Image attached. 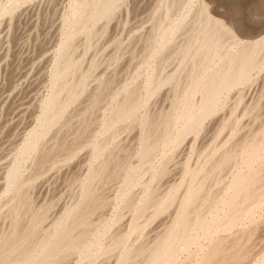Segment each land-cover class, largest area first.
<instances>
[{
    "label": "bare ground",
    "instance_id": "obj_1",
    "mask_svg": "<svg viewBox=\"0 0 264 264\" xmlns=\"http://www.w3.org/2000/svg\"><path fill=\"white\" fill-rule=\"evenodd\" d=\"M164 1L160 40L140 56L166 54L143 97L123 74L100 83L122 48L106 36L124 0H0V76L13 71L0 86V264H264V1L248 41L209 14L167 24ZM181 31L192 40L180 46ZM72 160L64 198L35 203V185Z\"/></svg>",
    "mask_w": 264,
    "mask_h": 264
},
{
    "label": "rangeland",
    "instance_id": "obj_2",
    "mask_svg": "<svg viewBox=\"0 0 264 264\" xmlns=\"http://www.w3.org/2000/svg\"><path fill=\"white\" fill-rule=\"evenodd\" d=\"M38 1L41 2V3L43 1V4L45 3V0H38ZM158 1H160V2H158ZM191 1L192 2L189 4V2H190L189 0H187V1L186 0L185 1L184 0H175V1L173 0L174 6H175V4H176V6L177 5L178 6L177 7L173 6V8H171V10H173L175 8V10L177 11V14H176L175 10L172 11V13L170 12V18L171 19H169V21H167L168 22L167 24H171V23L174 24V23H177L178 21H180V23H181L182 19H185V17L187 16V18H186L187 20L186 21L183 20V21H185L186 23H189V25H191V23H192L193 24V26L191 25L192 27H194V26L197 27L199 25L198 22H201L203 20V18H204L203 14H205V17L208 16V14H209V17H211V18H213L215 20H219L220 19L219 21L221 23H224V25H227V27L230 26L228 28L232 27V29L234 30V35L236 37L242 39V40L245 39L244 41L250 40V39H248L246 37H243L244 34H247L248 31L251 32V33H255V31L257 32V29H259L258 18H259V11H260V2H262L264 0H191ZM186 2H188V3L186 4ZM161 3L164 4L165 1L164 0H149V1L148 0H124L121 8L117 11V13L115 15V18H114L113 22L111 23V25H110V27L108 29V34L106 36V38H108L109 36L112 37L113 34L114 35H119L121 38L119 36H118V38H120V41L122 42V48L115 55L114 60H113L114 63H112V66L108 69L107 72L105 71V73L102 76L103 78L101 77V79H100V81H101L100 83L101 84H103V83L105 84L107 81L118 82L119 79L122 77V74H123V78L124 79L129 80V82L134 83L135 85L136 84L139 85L140 89L142 88L141 91L143 93L141 92L142 93L141 95H143V97H145V91L144 90H146V87H145V83H143V82H144V79L146 78L145 75H146L147 70H148L147 69L148 65H150V63L157 62V60H159L162 57V55L164 56V54H166L165 53L166 51H164V52L159 53L156 56L157 58L156 57H154V59L149 58V60L144 58V61L142 59L143 56H140V55H143L141 53L143 51V48H144L143 45L149 44V45H156L157 46L156 43L159 42V40H160V36L158 35L157 32H155V29H154L153 26H154L155 22L159 18H162V16H164L165 13H168V12H165V11H167L165 5L163 6ZM161 5H162V9L159 7ZM163 9H165L164 15H162L163 14ZM154 10L156 12H153ZM171 10H169V11H171ZM204 10H207V11L204 12ZM127 11H128V13H127ZM194 14H196V15H194ZM18 15L19 14L16 13L14 15V17H12L14 20L11 19L12 20L11 21V25H10L8 33H7V35L9 36L8 52H9V57L12 60H14L16 58L17 54H18V47H17L18 38L17 37H19L21 35V32H22V24L18 21ZM66 15H68L67 12H66ZM202 15H203V17H202ZM180 16H182V19H181ZM197 18H198V20H197ZM191 19H193V20H191ZM116 20H118V21H116ZM146 20H147V22H146ZM190 20L193 21V22H191ZM229 24H231V25H229ZM140 25H142V27ZM149 25H150V27H149ZM117 26H118V28H117ZM123 27L125 29H123ZM115 28H116V30H115ZM136 30H137V32H136ZM151 30H153L154 32H151ZM143 31H145V32H143ZM116 32H119V34L116 33ZM245 32H247V33H245ZM152 33H154V34L156 33L155 34V36L157 35V37H155L156 40L154 38V34H153V39H151L152 36L150 37V35H152ZM181 33H183V34H181ZM237 33H239V34H237ZM241 34H243V35H241ZM180 35L181 36L183 35V36L180 37ZM189 36H190V39L192 40V35H187L186 33L184 34V32L181 31L180 34L177 35V40L179 42L178 45L181 46L182 44H184L183 42H186L187 39H188L187 37H189ZM262 36H263V34H261L259 37H262ZM149 37H150V39H148ZM148 40H149V42H148ZM150 40H153V41H150ZM136 43H137V45H136ZM129 46H130V51L132 53V54L130 53V56H131L130 60H132V61H130V64L126 65V63H125L126 62V57H124V56H125V51L127 50V48H129ZM123 51H124V55H123ZM121 55H122V57H121ZM159 55H161V56H159ZM87 58H85V59L89 60V56H87ZM122 58L124 60H122ZM135 58L136 59L138 58V59L136 60ZM116 66H117V68L115 69ZM122 67H124V68H122ZM123 69H125V70H123ZM128 69H129V71H128ZM136 69H138L137 70L138 72L136 71ZM10 70H12V68H10L7 71L6 77L2 76V78H1V76H0V86H2L3 84L7 83V80L9 79V74H12V72H13V71H10ZM48 72H50V69H48L47 74H46V79L47 80H46L45 86L41 90V93H42L41 94V98H44L49 93V90H50L51 80H50V75H49ZM2 73H1V75H2ZM136 74H137V76H136ZM3 75H4V73H3ZM109 79H111V80H109ZM49 80H50V82H49ZM142 85H144V86H142ZM18 93L19 92H17V95L22 96L20 93L19 94ZM8 105H9L10 108L7 107ZM8 105L2 111V118L3 119L8 117L9 113L11 111L12 105L11 104H8ZM109 108L111 109L110 105H109ZM148 110H149V108H148ZM145 112L146 111L143 110V112H141V114H143ZM135 134L136 133H134V134H130V133L127 134L126 133V134L123 135L122 138L126 140V143H127L128 146H130L129 145L130 143H134ZM126 135H128V136H126ZM135 143H137V141H135ZM75 164H77L76 160H72V162L69 161L68 163H66L65 166H63L60 174H56V176L54 177V179H52L51 182H48V184L40 182L37 185H35V188L31 191L32 197H33V200L35 201V203L41 204V203H45V202L48 203L50 201H52L54 203H57L58 200H61L62 198H64L65 195L62 196V193H64L63 192L64 187H63L62 184H64L67 180L71 179L77 173V169H76L77 166ZM47 185H49V186H47ZM61 189H62V191H61ZM55 190H56V192L57 191L58 192L56 193ZM0 198H2V197H0ZM42 198H44V199H42ZM55 200H57V201L55 202ZM2 202H3L2 199H0V205L2 204ZM262 218L264 220V215H263ZM259 225H261V226H259V229L256 230V234L254 235V238H258V237L264 236V227H263L264 226V222H262V220H260ZM0 228H2V222H0ZM254 240H252V242ZM184 256H181V258H180L181 262H183L185 260L186 257H184Z\"/></svg>",
    "mask_w": 264,
    "mask_h": 264
}]
</instances>
